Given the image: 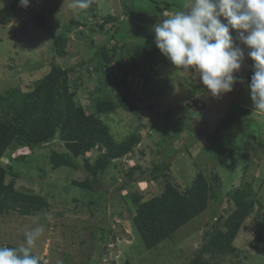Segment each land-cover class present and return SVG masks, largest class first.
<instances>
[{"label": "rangeland", "instance_id": "obj_1", "mask_svg": "<svg viewBox=\"0 0 264 264\" xmlns=\"http://www.w3.org/2000/svg\"><path fill=\"white\" fill-rule=\"evenodd\" d=\"M12 1L0 0V7L8 6ZM95 1L98 17L108 13L117 15L120 28L130 29L128 41L140 40L134 31L138 29L134 24L136 20L124 14L122 3L125 0ZM189 2L183 0L181 6L172 5L169 8L171 10H163L164 6H161L163 9L159 7L157 13L162 12L167 18L183 10ZM71 3L72 0H30L29 8L33 6L37 10L44 9L48 18L52 19L48 29L40 28L26 11L16 14L7 26L0 23V92L13 86L30 89L33 81L50 68L53 39L63 25L72 17H81L79 19L82 21L85 14L89 15L88 21H92L87 9L83 12L74 10L70 7ZM156 23L146 24L154 29ZM232 35L234 38L237 36L235 30ZM107 36L104 32L91 33L87 27L73 26L69 32L67 55L54 58V62L64 65L81 61L88 64L89 69L85 65L77 67L76 75H80L81 79H74L77 83V98L84 106L90 105V97L101 94L98 87H103L100 81L105 77L100 75L101 72L93 75L90 69L97 65L96 50L106 41ZM236 42L240 44L239 40ZM240 46L244 48L245 63L248 49L242 44ZM245 70L246 67L241 69L243 75ZM111 71L119 74L116 69ZM149 76L148 86L152 88V93L143 88L146 95L136 101L140 120L133 112L122 108L103 116L116 139L131 131L141 134L140 143L131 156L115 160L102 176L104 188L107 187V193L113 194L116 203L111 207L109 200H101L94 191L72 185L71 179L84 177L80 171L67 167L50 171L49 146L34 150L21 148L10 153V157L24 153L26 160L11 161L5 156L2 163L10 164L13 174L18 175L16 189L42 194L48 205L31 215L17 212L1 214V245L23 246L25 233L42 227L43 232L32 246V251L45 264H122L125 259H130L133 264H184L201 247L205 231L212 228L218 214L228 207L227 191L240 186L245 176L248 180L255 177L253 189L264 201V151L254 143L255 137H249L251 129L241 128L244 119L253 118V122L260 128L259 133L264 137V111L256 110L257 113H254L248 87L235 84L233 92L213 97L196 74L186 73L182 69L175 71L166 62H160L159 66L149 71ZM140 80L135 76L133 84L136 85ZM194 89L197 93H191ZM190 94L193 99L188 96ZM195 99L202 100L205 107L194 109L191 103ZM85 108L90 111V108ZM229 129L237 134L234 140L227 141L236 145L234 165L230 162L228 152L219 147L222 142L226 143L224 138L220 141L219 137L226 135ZM212 134H217V143L209 140ZM165 150L171 153L167 159L170 162L169 170L179 189L190 183L198 166L209 178L214 173L218 174L220 180L214 187L220 198H210L204 212L177 229L156 248L147 249L131 228L129 215L133 209L128 210V207L133 206L130 200L117 202L119 196L112 189L123 182H130L133 188L131 192L141 193L143 199L157 193L160 188L158 183L134 181L142 177L138 169L134 170L132 179L127 177L125 171L133 163L150 167L162 161L165 159ZM245 165L247 172L244 170ZM9 178L10 175L7 176ZM119 192L127 196L126 189H120ZM92 199L96 200L95 203L89 204ZM121 204H124L125 212L119 218L117 213L112 212L116 205ZM252 220L250 218L245 222L235 238L236 253L222 258L216 256L214 259L220 260L221 264H264V253L250 247Z\"/></svg>", "mask_w": 264, "mask_h": 264}, {"label": "trees", "instance_id": "obj_2", "mask_svg": "<svg viewBox=\"0 0 264 264\" xmlns=\"http://www.w3.org/2000/svg\"><path fill=\"white\" fill-rule=\"evenodd\" d=\"M182 2L183 0L123 1L124 14L135 19L134 24L138 26V29L134 31L140 40L133 42L128 41L130 29H122L117 23V15L108 13L98 17L96 12L98 5L93 0L87 9L92 21L89 22V15L85 14L82 21L79 19L81 17H72L63 25L53 39L50 68L33 81L30 89L23 90L13 86L0 92V215L11 212L31 215L48 205L42 194L16 189L15 181L18 175L13 174L10 164L2 163L5 156L11 161L26 160L24 153L10 157V153L19 151L21 148L34 150L49 146L50 171L67 168L80 171L84 177L71 179L72 185L94 191L101 200H109L111 207L116 203L113 194L107 193V187L104 188L102 176L115 160L131 156L140 143L141 134L131 131L122 138L116 139L103 116H108L122 108L133 112L140 120L136 101L146 95L144 89L152 93V88L148 86L149 71L159 66L160 62H166L169 67L175 68V71L180 70L173 66L155 46L154 29L146 23L155 21L159 23L165 19L166 15L162 12L157 13L159 7L164 6V9L162 7L161 9L171 10L172 8H169L172 5L181 6ZM20 11L28 12L31 20L35 21L40 28L48 29L51 25L52 19L48 18L44 9L37 10L33 6L21 7L20 0H14L8 6L0 7V23L4 26L9 25L12 18ZM80 11L83 12V10ZM113 22L116 23L113 24ZM73 26L87 27L91 33L99 31L108 34L106 41L96 50L97 65L90 69L93 75L101 72L100 75L105 77L99 80L103 87H98L101 92L99 96L90 97L89 106H84L78 100L77 83L74 82V79H81L80 75H76L78 66L85 65L86 69H89L86 61L71 65L54 62L56 56L67 55L69 32ZM252 64L253 61L247 57L246 62L243 63L247 71L245 70V75L241 71L236 74L242 79V82L236 85L248 87L253 74ZM113 69L118 70L119 74L112 72ZM135 76L141 79L136 85L133 84ZM194 92L196 89L191 91V93ZM199 100L190 102L194 109L199 110L205 107L202 100L201 102ZM85 107L90 108V111ZM254 113H257L256 109ZM243 123L244 126L241 128L251 129L249 137H255L254 143L264 151V137L261 132L259 133V126L253 122V118L244 119ZM236 135L234 130L229 129L226 135L219 137V140L224 138L226 141L219 147L222 151L228 152L232 165L235 164L234 147L236 145L233 146L230 144L231 141L229 143L227 141L234 140ZM216 137L217 134H212L209 140L215 141L218 139ZM219 147L218 150H220ZM164 152L166 160L153 163L150 167L133 163L125 171L127 177L132 179L134 170L138 169L142 177L134 181L158 183L160 188L157 193L143 199L141 193L131 192L133 188L130 182H123L122 185L112 189L119 196L117 202L125 203L130 200L133 206L128 207V210L133 209L129 215L131 228L147 249L156 248L163 240L171 237L177 229L204 212L208 208L210 198H220L214 187V184L220 180L218 174L214 173L209 178L198 166L190 183L183 189H179L173 181L174 175L169 170L170 162L167 159L171 153L167 150ZM246 168L247 165L244 166L247 172ZM8 175H10L9 179H7ZM254 180V176L252 180H248L245 176L240 186L227 191L228 207L218 214L212 228L205 231L201 247L184 264H221L220 260L214 257L222 258L236 253L235 238L250 218H253V237L250 247L259 253H264V201L253 189ZM120 189H126L127 196L121 192L118 193ZM95 201L92 199L89 204H94ZM123 208L124 204L116 205L112 213H117V216L122 218ZM0 247L18 246L0 244ZM32 254L38 256L33 251ZM40 261L41 264H45L42 258ZM122 264L133 263L130 259H125Z\"/></svg>", "mask_w": 264, "mask_h": 264}, {"label": "clouds", "instance_id": "obj_3", "mask_svg": "<svg viewBox=\"0 0 264 264\" xmlns=\"http://www.w3.org/2000/svg\"><path fill=\"white\" fill-rule=\"evenodd\" d=\"M92 2L72 0L70 7L85 10ZM29 4L20 0L21 7ZM154 35L161 54L176 68L196 74L213 97L232 92L242 82L236 74L245 59L240 44L245 46L253 61L250 98L254 109L264 111V0H190L157 23ZM42 232V227L27 231L23 246L0 247V264H41L31 250Z\"/></svg>", "mask_w": 264, "mask_h": 264}]
</instances>
